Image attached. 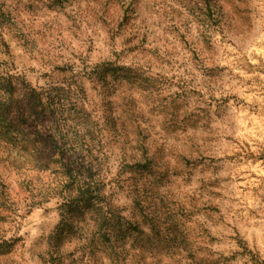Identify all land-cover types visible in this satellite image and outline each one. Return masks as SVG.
I'll return each instance as SVG.
<instances>
[{"label": "rangeland", "instance_id": "1", "mask_svg": "<svg viewBox=\"0 0 264 264\" xmlns=\"http://www.w3.org/2000/svg\"><path fill=\"white\" fill-rule=\"evenodd\" d=\"M237 4L202 37L207 0H0V264H121L62 203L87 139L102 204L194 253L158 264H264V0Z\"/></svg>", "mask_w": 264, "mask_h": 264}, {"label": "trees", "instance_id": "2", "mask_svg": "<svg viewBox=\"0 0 264 264\" xmlns=\"http://www.w3.org/2000/svg\"><path fill=\"white\" fill-rule=\"evenodd\" d=\"M237 2L238 0H207V13H203L205 18L197 23V31L200 35L205 37L207 31L214 30L215 27H219L221 23L223 24V19L226 20L227 23H224L228 26L236 25V19H233V15L239 12ZM225 6H227L226 11ZM236 27L238 28V25ZM200 40L203 39L197 37L196 41ZM104 64L108 65L106 70L111 68L112 82H120L122 68L112 66L111 62ZM9 96V93L6 94V97ZM134 141L139 146L142 139L137 138ZM84 144V147L77 151L73 149L69 155L75 154L79 158L80 167L88 171L87 180L85 178L77 180L72 175L74 166L70 163V169L67 173L64 172L66 178L60 181L59 184L67 192V197L62 198L63 205L67 206L69 212L79 211L80 221L84 225H91V228H84L83 226L78 231L80 238L89 243L87 245L89 247L88 254L93 253V250L96 251V240H99L103 252L106 249L112 250V259L121 264L126 263L127 252L130 250H134L131 257H129L131 264H158L161 254H172L175 248H179L186 254V257H192L194 253L191 248L184 245L186 243L184 237L177 236L178 234L172 229L169 231V240L163 241L156 218L152 216L150 210L146 211V209L143 210L139 207V202L134 204L128 216L122 215L118 208L113 209L109 205L102 204L99 188L101 180L96 172L98 169L92 172L93 167L97 168L99 151L93 145L92 139H87ZM63 152H65V149ZM39 154L38 150H31L28 155L33 161L32 157H39ZM134 164L137 165L136 167L140 166L137 160L134 161ZM31 166H35V163H32ZM63 166L61 164L62 168L65 167Z\"/></svg>", "mask_w": 264, "mask_h": 264}]
</instances>
